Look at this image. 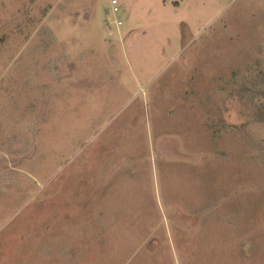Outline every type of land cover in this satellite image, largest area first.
I'll return each mask as SVG.
<instances>
[{
    "label": "rangeland",
    "instance_id": "obj_1",
    "mask_svg": "<svg viewBox=\"0 0 264 264\" xmlns=\"http://www.w3.org/2000/svg\"><path fill=\"white\" fill-rule=\"evenodd\" d=\"M113 1L0 0V264H264V0Z\"/></svg>",
    "mask_w": 264,
    "mask_h": 264
},
{
    "label": "built area",
    "instance_id": "obj_2",
    "mask_svg": "<svg viewBox=\"0 0 264 264\" xmlns=\"http://www.w3.org/2000/svg\"><path fill=\"white\" fill-rule=\"evenodd\" d=\"M113 5H117V1H116V0L113 1ZM114 12H115V13H118V12H119V9H118L117 7H115V8H114ZM115 23H116L118 26L122 25V22H119V21H116Z\"/></svg>",
    "mask_w": 264,
    "mask_h": 264
}]
</instances>
